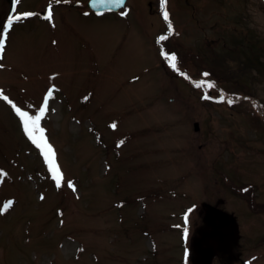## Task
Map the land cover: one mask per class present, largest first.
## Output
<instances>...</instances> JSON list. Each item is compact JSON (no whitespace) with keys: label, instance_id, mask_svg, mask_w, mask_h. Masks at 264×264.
<instances>
[{"label":"rangeland","instance_id":"obj_1","mask_svg":"<svg viewBox=\"0 0 264 264\" xmlns=\"http://www.w3.org/2000/svg\"><path fill=\"white\" fill-rule=\"evenodd\" d=\"M87 1L10 33L0 264H264V0Z\"/></svg>","mask_w":264,"mask_h":264},{"label":"snow or ice","instance_id":"obj_2","mask_svg":"<svg viewBox=\"0 0 264 264\" xmlns=\"http://www.w3.org/2000/svg\"><path fill=\"white\" fill-rule=\"evenodd\" d=\"M55 2L57 4L61 3V0H55ZM64 2H67V0H64ZM113 3L116 4H123L124 0H112ZM166 2V0H165ZM163 7V3L161 5ZM122 15L126 14V13H121ZM35 15L34 13L28 12V13H23L22 15H17V16H9L7 18V23L4 26V33H3V37L4 38H0V51L3 50L4 48V44H5V38L7 37L8 34V30L12 28L13 25V21H18L20 19H22L23 17H27V16H32ZM163 17L164 19L167 21L169 18V14L167 11H164L163 13ZM45 19L47 20H51L52 19V4L49 3L48 5V9H47V15L45 16ZM169 30H172V25L169 23L168 25ZM160 39H165V37H161ZM169 62L171 64V67L176 68V55L173 53L169 59ZM0 67H2V65H0ZM205 76L208 75V73H204ZM199 83L197 84V87H199ZM48 95H51V92L48 93ZM4 100H8V103H12L11 100L8 99L7 96H3L2 97ZM207 98V97H205ZM47 99L48 97H45V101H44V105L41 106L39 108V112L36 115H30L28 112L21 110L20 108L16 107L13 104V108L16 111V113L20 116V118L23 121V128H24V132L26 133V135L29 137V139H31V141L38 147L41 149L44 158L52 172L53 178L56 181V186L59 188L60 187V180H61V174L59 171L58 166L55 163V159H54V151L51 147L50 144L47 143L46 137L44 135V129L40 126V121L42 119V117L44 116L46 110H47ZM221 99H223V96H221ZM229 103H232V101H229ZM112 127H115V125L113 124ZM68 186L72 187L73 190H75L74 186L72 185L71 181L68 182ZM43 199V197H41ZM10 203V202H9ZM185 236H187V232L188 230L185 229Z\"/></svg>","mask_w":264,"mask_h":264},{"label":"flooded vegetation","instance_id":"obj_3","mask_svg":"<svg viewBox=\"0 0 264 264\" xmlns=\"http://www.w3.org/2000/svg\"><path fill=\"white\" fill-rule=\"evenodd\" d=\"M88 1H87V5H88ZM49 3L52 4V19H53L54 18L56 4H57L55 2V0H47L44 3H40V5L37 4V5H34V6H29V7L25 6V0H0V38H4L3 37L4 26L6 25L7 18L9 16L22 15L23 13H28V12H31V13L35 14V15H32V16L23 17L22 19H20L18 21H13L12 28L8 30L7 37L5 38L4 48H3L2 51H0V65H2V67H5V65H6L5 64V61H6V46L9 43L10 33L15 29L16 26H18L19 24H21V23H23L24 21H27V20L40 18V19H43V20H46V21H52V19L51 20L45 19V16L47 15V9H48ZM127 3H128V1H126L125 6L121 7L118 10H104L102 12H96L92 8H90L89 5H88V8L91 11H94L97 14H103V13H105L107 11L119 12L123 8L126 7ZM59 4L67 5L68 2H64V0H61V3H59ZM42 6H44V8H41ZM0 87H2V85ZM212 209H213V207H212ZM213 211L216 214V210L213 209ZM222 263L231 264L232 262L219 261L217 264H222Z\"/></svg>","mask_w":264,"mask_h":264},{"label":"water","instance_id":"obj_4","mask_svg":"<svg viewBox=\"0 0 264 264\" xmlns=\"http://www.w3.org/2000/svg\"><path fill=\"white\" fill-rule=\"evenodd\" d=\"M127 0H124V3L121 4H116L113 3L112 0H89L88 5L90 8H92L96 12H102L104 10H118L121 7L125 6ZM195 129L199 130L200 124L198 121L194 123ZM214 210H216V215L219 218V220L223 223H228L229 219L227 215L222 211L218 210V208L213 207ZM226 264V263H222Z\"/></svg>","mask_w":264,"mask_h":264},{"label":"bare ground","instance_id":"obj_5","mask_svg":"<svg viewBox=\"0 0 264 264\" xmlns=\"http://www.w3.org/2000/svg\"><path fill=\"white\" fill-rule=\"evenodd\" d=\"M128 1V0H127Z\"/></svg>","mask_w":264,"mask_h":264}]
</instances>
